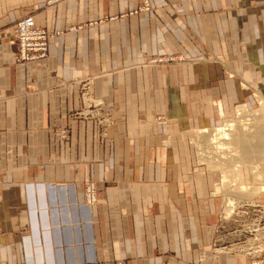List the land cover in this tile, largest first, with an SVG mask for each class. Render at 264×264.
<instances>
[{"label":"crops","instance_id":"1","mask_svg":"<svg viewBox=\"0 0 264 264\" xmlns=\"http://www.w3.org/2000/svg\"><path fill=\"white\" fill-rule=\"evenodd\" d=\"M44 1L0 0V264H253L242 250L212 249L219 208L213 202L220 196L213 195V174L199 157L198 163L192 141L195 130L231 119L228 105L245 104L239 97L249 90L239 77L235 90L212 64L140 65L151 51L175 50L177 43L196 49L185 38L193 33L208 57L227 59L242 46L233 68L240 77L244 67L255 71L264 43L253 40L252 23L256 15L262 20L264 0H149L153 16L138 12L114 30L103 24L67 27L125 12L137 0ZM29 13L53 36L45 59L20 62L13 57L12 28ZM117 31L127 45L138 41L144 58L132 51L121 59H84L98 35L108 44ZM226 32L238 33L240 45L228 42L226 48ZM117 63L125 65L106 70ZM80 78L92 88L91 99L114 112L107 120V148L92 137L89 120L66 118L81 103ZM223 88L217 101L207 96ZM152 111L165 118L155 122ZM63 129L68 135L58 141ZM91 180L96 200L89 206L83 188Z\"/></svg>","mask_w":264,"mask_h":264},{"label":"rangeland","instance_id":"2","mask_svg":"<svg viewBox=\"0 0 264 264\" xmlns=\"http://www.w3.org/2000/svg\"><path fill=\"white\" fill-rule=\"evenodd\" d=\"M50 1L51 0H45L44 1L45 5L51 4ZM55 3H53V4H55ZM53 4H51V5H53ZM151 8H152V5L149 2V0H137V4H135V6H133L132 8L128 9L125 12L116 13L114 15L103 14L101 17H97L96 19L86 20L84 23L77 22L75 24H70V26H68L67 29L71 27L74 30H76V29H80V28H85V26H89V25L99 26V24L107 25L108 29H110V30H111V28L113 30L114 29H120L119 26H120V20L121 19H123V18L129 19L131 16H133V14H136L138 12H143V11H145L146 13L152 14L153 8L152 9ZM251 9H254L256 11L255 5L251 6ZM256 13H257V11H256ZM29 14L31 15V13H29ZM26 15L27 14H25V16ZM152 16H153V14H152ZM256 18H257V22L255 24L252 23V26H254L255 32H256L255 35H253V40L258 42L259 44H262V43H264V16L261 17L262 20L259 22H258V16L257 15H256ZM225 19H227V18L225 17ZM13 26H14V24H13ZM44 31L46 33H48V35H49V32H47V30H44ZM167 31L170 34H173L172 31L174 32L175 29H173V30L168 29ZM111 34H112L111 32L108 33V37ZM144 34H145V32H144ZM191 34H192V36L185 34L186 41H187V43L189 41L191 43H193L197 50L195 48H191L190 46L187 47V45H184V46H186L184 48H179V47H177V45H178V43H177L176 44L177 50L176 49L175 50L166 49V50H163V52H160V51L159 52H156V51L152 52L151 51L148 54V56L146 57L145 63L140 65V67L147 65V67L159 69V67H161V66H168V65H174V64H178V63H187V62H194V64L195 63L196 64H202L204 67H205V65L212 64L211 68L212 69L217 68L221 72V76H222L223 80L224 79L225 80L226 79L233 80V79H237L239 77L242 81V85L245 86L244 88H246V90H249L250 94L248 93L246 95H241L242 97H239L240 99L247 101V102H243V103H245L243 105H245V109L247 110V113L252 114L253 112H251V111H254L253 109H259V106H260L259 102L260 101H258V97L255 95L256 93L254 91L257 90L258 93H260L261 95L264 96V51L262 50V53H261L263 55L261 57V62L258 58H256V66H257L256 70L250 71V70H247V68H245L243 66L244 71H242V74H241L242 77H240V75L237 73L235 68H233L234 64L232 65V63H231L233 61L235 63L236 61L240 60L242 58L241 54L245 50V48H243L242 46H239L241 41L236 36V35H238V33L234 34L232 32L230 34V32L229 33L226 32L224 34V39L226 38L225 39L226 41L224 40L226 48H229L228 42H230L232 44L233 41H234L233 44L239 46L237 49V53L233 52L232 55H230V57L227 59H223L221 57L220 58L214 57L212 53H210L211 56L208 57L207 54H209L208 53L209 51L207 50L205 43L202 42L200 38L198 39L196 34H193V33H191ZM233 35H235V36H233ZM52 36H53V34H51L50 38ZM103 36H105V34ZM101 37H102L101 34L98 35V38H96L94 43H93L92 49H90L89 47L85 48V50L83 51L84 59H86V58L89 59L90 56L93 55L92 56L93 59H97L98 62H100L102 57H105V58L107 57L109 59H111V58L121 59L124 54L130 55V53L132 51L139 52V54L142 55L143 58L147 54L146 50L143 47L139 46L138 41H134V42L128 41L127 43L129 45H127L125 42H123L122 41V33L120 31L114 32L113 42H109L108 44L105 43L104 41H102ZM248 40H249V43L251 44L252 40L251 39H248ZM13 42H14V45L16 47L14 35H13ZM247 50H249V49H247ZM205 53H207V54H205ZM248 56H250V55H248ZM243 57L246 58L247 55H245ZM124 65H125L124 63H117L115 65H110V66L107 65L108 68H106V70L110 73V72H113L115 70L114 68H122V66H124ZM102 66L103 65H99V70L102 69ZM203 66H202V68H203ZM254 66H255V64H254ZM249 76L251 79H247V78H249ZM256 79L258 81V87L255 86V80ZM76 81H77L76 82V90L78 91L79 94L81 92V94H80L81 96H79V97H80L82 104L80 102L74 104L72 106V108L66 112V118L72 119V120L73 119L83 120V121L89 120L92 124V127H93V131L91 132L92 137L96 138L100 141L102 148H103V146L107 148L108 147V138H106V136H109L107 125H109L111 123V122L110 123L107 122V120H108V118H109V120H112L115 118L114 112H110L108 110V107H105V104L104 105L101 104L100 110H97L96 112L95 111L91 112V110L94 109V104L91 101H90V103L86 102L87 101L86 98L91 97V96H90V94L84 95V93L86 92V90L88 88L87 81H84V78H80ZM233 82H234L235 90H236V87H237V85L235 84L236 82L234 80H233ZM246 82H249V84L251 86H248L247 85L248 83H246ZM223 85L225 88L226 85L225 84H223ZM224 88L220 89L219 91H217V89H216L214 92H210V94L207 92V96H211L212 100H214V102H215V101H217V99H219L223 95V92L226 93V90H224ZM91 89L92 88L90 87V88H88L87 91H90ZM200 96H201V92H200V95L198 97V100H200ZM237 106H242V104L240 102H238L233 107L232 106L230 107V105H228V108H229L228 110L230 112L232 111V113H229V115L227 117V118H231V120H235L234 123L236 125L239 122L241 123L242 121L243 122L246 121L244 119L249 117V116L247 117V116H240V115L238 116L237 111H236ZM84 109H85V111H83ZM201 109H203V108L199 107V111ZM140 114H142V112H140L139 115ZM152 114L155 117V122H161V119L165 118V117H163V114L160 112L152 111ZM212 114H214L216 116L215 118H218V115H217L216 109H215V105H213ZM120 115H122V114L120 113ZM241 119H243V120H241ZM223 122L224 123H222V124L218 123L215 127H212V128L214 129V128L223 127V124L225 125V123H227V121L224 120ZM212 128H208V129H212ZM66 134H67V132L64 129L59 131L58 132V141H59V139L64 140L66 137ZM195 142L196 141L193 142V145L196 148V151L198 154V156H197L196 151L194 149V154L197 157V161H198V157H199V161L203 163L202 166H204L205 169L209 168L211 170L213 177H214V183H215V179L217 177V175H215L216 171L212 167H210L208 161H204L203 156L200 155L201 154L200 153L201 152L200 146H198V144ZM187 160H189L191 163L194 161L193 157H191L190 155H187ZM199 161H198V163L200 164ZM192 166H193V164H192ZM192 166H191L190 170H192ZM238 170H240V177L238 178L237 183L238 184L243 183V184H247V185H252L251 184L252 179H251L250 169L247 166H242V167L240 166L238 168ZM205 176H206L205 179H207L206 173H205ZM94 189H95V187H94ZM218 196H220V197H218V199H220L221 201L217 199L216 201L213 202L214 208L217 207L218 204H219V208L217 210V214L215 215V218H216L215 224L216 225H215L214 236L211 240L212 249H214L216 251V248H218V251H227V248H226V250L225 249L221 250V248H219V247H221L220 243H225L224 246H226V245L228 246L229 244L234 245L237 242L236 240H238L240 238H241V240L238 241L237 243L239 245H241L243 238L235 236L237 234L235 232L237 230V228L235 226H238L240 229H243V230H240V231H244V232H241V234L246 235V236L248 234L253 235V233L257 234L260 231L264 232V229H263V227H264V210H261V211L257 210V209H260L259 208L260 204L264 205V195H263V197L262 196L252 197L251 199L253 201L256 200L257 203H253V205H251V206H244V208H240V209L237 208L233 211V213H231L230 216H225L224 212H223L224 211L223 209L225 206V199H224L223 194L218 195ZM249 209L252 212L248 211ZM255 210H256V212H255ZM213 211H214V209L211 212H213ZM245 211H248L249 213L246 212V213H248V214H246ZM237 215L240 218H238ZM258 217H260V218H258ZM252 218H255V219H253V221H252L251 220ZM235 219H236V222L234 224H232V222L235 221ZM238 220L240 221V223ZM242 220H243V222H242ZM254 220L257 222H255ZM254 222H255V224H254ZM245 223H249V224H245ZM242 224H245L246 227L247 226L251 227V229H249V230L244 229L245 226ZM259 224H261V225H259ZM226 225H227V227L221 228V227H224ZM242 226H243V228H242ZM256 229H258L259 231ZM231 231H232V233H234V235H231L232 237H228V235H227L226 239H223V238L220 239V237H222L223 234H225L226 232H231ZM247 231L249 233H247ZM255 231H257V232H255ZM224 246H222V247H224ZM234 246H237V245H234ZM263 251H264V249L262 251L256 253V255H254V254L251 255V257H252L251 260H252L253 264L256 261H257L256 264H258L259 262H262L261 264H264V260H261V261L256 260V259H264L263 257H261ZM230 252L232 254H239V253L244 254L242 251L241 252L238 251L237 248H235L233 252L232 251H230ZM214 256L215 257L217 256V252L214 254ZM115 262H116V260H115Z\"/></svg>","mask_w":264,"mask_h":264},{"label":"bare ground","instance_id":"3","mask_svg":"<svg viewBox=\"0 0 264 264\" xmlns=\"http://www.w3.org/2000/svg\"><path fill=\"white\" fill-rule=\"evenodd\" d=\"M29 16L32 20V23L38 26L32 15L29 14ZM51 34L52 33L49 32V35H47L46 49L43 52L41 59H33V60L45 59L44 57L47 56V52H48V45H49L48 38L51 36ZM247 85L249 86V84ZM254 92L256 93L254 94L258 97V101H260L259 109H253L254 111H251L253 113L250 114L247 113V110L245 109V105L243 104L242 106H237L236 108L238 116L239 115L247 116V117L249 116L248 118L244 119L246 121L244 122L242 121L241 123L239 122L236 125L234 123L235 120L227 119L225 120L227 121V123H225V125L223 124V127L214 128V129L212 128L208 130H203V129H200L198 131L195 130L196 135L194 133L195 137H193L194 139L192 138L194 141H196L195 143H197L198 146H200L201 149L200 155L203 156L204 161H208L210 167H212L216 171L215 175H217V177L215 179V188H214L215 190L213 192V195L218 196L223 194L225 199V206L223 212L225 216H230L231 213H233V211L237 208L240 209V208H244V206H251L253 205V203H257L256 200L253 201L251 199L252 197L254 196L263 197L264 195V96L258 93V91L256 90ZM84 95H89L87 90L84 93ZM86 100L87 103H90L91 101L94 104V109L91 110V112L95 111L96 109H101L99 107L101 106L100 102H95L94 100L91 99V97H87ZM240 166L241 167L247 166L250 169L252 185L237 183L238 175H239L238 168ZM89 183L92 184L91 185L92 189H94V184L92 181L85 183L84 188ZM93 192L91 195L93 197V200H90L88 204L86 200L88 201L91 192L88 193L87 190L84 189V202L89 206L92 205L96 200L95 189L93 190ZM259 206L260 209L257 210L260 211L264 210L263 208L264 205L260 204ZM248 211H250V209ZM248 211H245V213ZM238 218L240 217L238 216ZM253 219L255 218H252L251 220L253 221ZM235 222L236 219L235 221L232 222V224H234ZM245 224H249V223H245ZM245 224L242 225L245 226ZM225 227H227V225L221 228H225ZM235 227L237 228V230L235 231L237 234L235 236L242 237L243 238L242 240L244 242L242 241V244L239 245L237 242L241 240L240 238L236 240L237 242L236 244H234L237 246H234L233 244L224 246L225 243H220L221 247L219 248H221V250L222 249L226 250V248L228 250H234L235 248H237L238 251L242 250L244 252H247L248 254L256 255V253L264 249V238H263L264 232L260 231L257 234L253 233V235L248 234L246 236L241 234V232L244 231H240V230L243 229H240L238 226ZM244 229L249 230L251 229V227L245 226ZM247 233L249 232L247 231ZM227 235L228 237H232L231 235H234V233H232V231L226 232L225 234L222 235V237H220V239L221 238L226 239ZM101 263L104 264L103 262ZM256 263L257 261L254 264ZM115 264H125V261L116 260Z\"/></svg>","mask_w":264,"mask_h":264},{"label":"built area","instance_id":"4","mask_svg":"<svg viewBox=\"0 0 264 264\" xmlns=\"http://www.w3.org/2000/svg\"><path fill=\"white\" fill-rule=\"evenodd\" d=\"M12 33L16 42V50L14 57L18 61H27L33 59H41L43 52L46 49L47 33L39 26L32 23L30 16L20 17L15 21ZM92 184L85 186L87 192H91L88 201L93 200ZM94 194V192H93ZM89 204V203H88ZM77 264H102L99 261L92 260V262H78Z\"/></svg>","mask_w":264,"mask_h":264}]
</instances>
